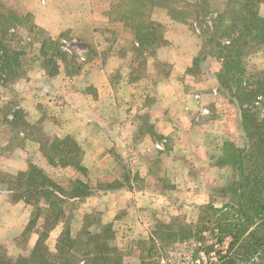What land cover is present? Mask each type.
Wrapping results in <instances>:
<instances>
[{"label":"rangeland","instance_id":"obj_1","mask_svg":"<svg viewBox=\"0 0 264 264\" xmlns=\"http://www.w3.org/2000/svg\"><path fill=\"white\" fill-rule=\"evenodd\" d=\"M126 1L0 0V92L6 97L0 102V120L11 124H8L11 128L10 134L12 133L11 145H19L22 148L25 139H32L40 143V153L31 155L32 159L25 160L26 170L30 165L37 166L67 192L70 191L75 180H81L87 184L90 190L95 189L93 192L95 194L98 189L118 185L120 181H115L118 180V177H121L123 182L132 181L137 187H141L146 182V185L157 183L162 188H166L165 190L169 195L166 196L167 199L161 205L162 207L150 209L144 213L146 214L147 225L143 232L140 226L135 228V230L137 229L136 232L128 233L121 231L117 227L118 225H114V228L113 224L100 226L97 204L94 205L89 214L82 217V200L84 197L76 200L67 199L66 203L63 204L65 225H69L70 235L74 240L82 241L88 233L91 239L86 242L85 246L90 253L97 254L98 251H103V254L106 253L102 248L100 239L96 237L101 232L103 237L107 238L106 242L109 248L118 249L121 252V260L124 264H140L142 259L156 262L155 256L157 255L164 258L162 264H171L172 262L175 264H194L193 254L195 252L188 246L194 239L173 241L168 238L167 233L176 232L187 224L205 222L210 210L206 204L194 207V200L197 199L193 198L192 192L189 190L173 191L174 188L171 189V179L164 175L168 165H172L174 161L171 158V142L169 137L163 140L154 129V119L158 117L156 105L160 106L165 101L168 106L177 108L182 103L188 106H192L193 103L189 109L192 110L189 112L192 115L187 117L198 125L196 129L200 134L202 133L200 130H203L201 137L207 147L208 162L220 167L223 166L220 173V181L221 184L224 183L223 186L228 180L236 177L238 173L233 164V151L230 147L240 148L244 144V139L238 134L239 109L230 92L226 87H220L216 80L220 61L215 51L216 46L206 34L202 36V31H200L201 34L199 33V29L203 28L204 25L192 23L190 19L170 18L164 10L160 9L151 11L152 15L148 12L150 17L160 22L161 35L166 39L163 47L174 49L173 52L179 55L182 52L181 49L179 50L181 45L187 44L192 47L191 55L196 56L197 66L192 67L191 65L187 73L180 72L176 75L175 71L172 70L173 65L171 63L158 58L157 50L162 46L156 49L145 44L136 46L134 29L126 26L124 19L121 18L120 10L125 8ZM227 3L228 0L202 2L199 5V11L203 16L213 17L215 13H222ZM259 13L264 17V4L259 6ZM38 20L52 28H61L62 26V30L57 35L50 36L38 27L36 24ZM44 42H46L45 57L42 53V43L44 44ZM55 42H58V46L57 44L54 45ZM59 51L67 54L66 60L59 57ZM51 54L56 56L51 57ZM166 55L170 56L174 53ZM244 62L248 63L247 70L258 75L264 64V52L252 54L251 57H246ZM100 65L104 75H106L105 83L110 92L106 105L108 109L96 115L91 114L93 112L90 113V110L86 113L92 118H102L103 122L112 125L116 121H120L122 116H127V118L135 120L138 126L135 133L138 144L142 142L144 137L150 136L154 141L163 144L165 149L159 153L155 147L149 146L150 149L148 150L147 147L143 146L139 147L137 151L124 153L120 150L123 149L122 146L114 144L108 150L110 157L102 160L88 159L92 168L85 167L86 172L82 173L72 167L52 166L44 154L48 150L49 139L58 137L56 134V117L46 109L41 110V117L38 120L27 121V117L31 116L18 107L19 92L16 90L20 87L15 85L19 84V78L28 76L30 69L42 67L50 81L47 79L42 81L41 79L38 82L39 85L30 84L32 89L40 87L42 90L45 88L46 96L50 101L57 105H63L64 99L62 95L57 93L58 88L66 87L67 91H72L81 86L84 88L82 92L88 94L87 97L91 102H94L98 97L97 88L92 81H86L85 76L91 73L98 80ZM47 71L52 75L49 76ZM253 71L255 72L253 73ZM96 72L95 77L93 73ZM171 80L177 81L179 86L173 87ZM126 81L135 84L134 92L130 91L129 88H123L122 85ZM160 81L166 85L170 98L157 99L154 95L157 92L155 86ZM175 95L176 97H174ZM73 103L81 105V107L84 105L90 107L89 103L86 104V98L80 95L73 97ZM194 104L196 108L198 107L197 109H193ZM40 106L41 109H45L44 105ZM257 106L258 112L262 116L264 107L261 104ZM131 107L132 112H130ZM92 108L96 110L97 105L92 103ZM204 109L207 112H203ZM62 112L66 114L71 124L72 122L77 123L78 118L82 119L81 116H72L70 111ZM126 112L128 115H125ZM215 119H227L223 121V127H218V129L222 128L226 131L224 134H216L214 131L207 133V130L212 129V122ZM65 128H62L60 133L65 131ZM20 132H23L24 136L20 135ZM65 136H71L83 149L82 143L70 134L59 138ZM240 143L241 146H238ZM189 149L192 156L189 159L179 160V164L182 167L184 164H186L185 166L188 165V169L190 167L191 172L188 178H196V167L191 168V166H194L193 164L198 160L197 152L195 147ZM169 161L171 162L169 163ZM97 162L101 165H95ZM43 167L46 169L44 170ZM17 173L0 171V180L5 179L7 174ZM0 184L4 191L9 192V199L18 200L12 196L16 191L10 192L8 190L10 184L1 183V181ZM223 186L216 185L210 188L208 204H218L217 206H219L221 202L224 201L225 203L228 200L222 191ZM191 191L196 195L194 190L191 189ZM192 200L193 203H190ZM25 204L23 208L26 210H21V212L25 211L29 221L33 206ZM36 225L37 228H35ZM63 225L64 223H59L54 227L52 221L49 222L48 218H45V221L40 225L36 222L30 233L22 235L21 232L11 237L1 238L0 254L10 259L16 258L19 254H26L28 253L26 251L28 240L34 229H36L35 232L42 230L41 232H46L50 236V230L53 228L58 230L59 236ZM107 225L111 226L109 232L102 230ZM158 237L159 240L161 238V242L155 243L154 239H158ZM206 238L210 239V236L206 235ZM186 242L188 243L185 244Z\"/></svg>","mask_w":264,"mask_h":264},{"label":"trees","instance_id":"obj_2","mask_svg":"<svg viewBox=\"0 0 264 264\" xmlns=\"http://www.w3.org/2000/svg\"><path fill=\"white\" fill-rule=\"evenodd\" d=\"M206 1L210 0H127L125 8L120 10L126 26L135 31L138 47L145 44L156 49L166 42L161 35L160 22L148 14L152 15L155 9L164 10L173 19H190L192 23L204 25L199 33L202 31V36L206 34L216 46L220 61L216 75L218 84L226 87L239 109V130L244 145L230 147L238 173L222 188L228 200L219 207L207 204L210 214L205 222L187 224L176 232H168L167 236L173 241L194 239L188 246L194 250L193 259L199 260L198 264H212V253L218 256L220 264H264V112L260 116L257 106L261 104L264 107V101H261L264 100V64L256 75L247 70L248 63L244 62L246 57L264 52V17L259 13V6L264 4V0H228L225 10L213 17L203 16L199 11V5ZM45 44L42 43L44 57ZM58 53L66 60V53ZM195 58L192 67L197 66ZM47 149L44 157L50 165L86 172L82 164L84 151L71 136L49 139ZM6 178L0 181L10 184V192L16 191L12 196L33 206L22 235L32 231L44 204L55 214L52 220L54 227L59 223L64 225L55 252H48L44 247L48 234L41 232L29 253L19 254L14 259L0 254V264H124L121 252L109 248L103 233L96 237L106 253L98 251L92 254L85 246L91 239L88 233L84 240H74L69 225H65L63 204L67 199L90 195L91 190L86 183L75 180L67 192L35 165L17 174H7ZM110 228L107 225L102 230L109 232ZM206 235L214 241L207 239ZM154 240L155 243L161 242L159 237ZM226 241V249L215 248L216 244L222 246ZM201 252L207 256L206 260L199 256ZM156 258V262L142 259L140 264H162L164 258L158 255Z\"/></svg>","mask_w":264,"mask_h":264},{"label":"crops","instance_id":"obj_3","mask_svg":"<svg viewBox=\"0 0 264 264\" xmlns=\"http://www.w3.org/2000/svg\"><path fill=\"white\" fill-rule=\"evenodd\" d=\"M19 13H21V11H19ZM36 24L50 36L57 35L62 30V26L61 28H52L48 24H44L39 20L36 21ZM180 49L182 52L179 55L173 52L174 49H168V47L162 46L157 50L158 58L164 59L171 63L173 65L172 70L175 71L176 75L180 72L187 73V70L192 65L195 57L193 54L191 55L192 47H189L187 44H184V46L181 45L179 50ZM171 53H174V55H166ZM101 68L102 67L100 65V73L98 70L97 77L98 80H96L91 75V73H88L85 76L86 81H92L94 86L97 88L98 97L96 101L94 100V102H91L87 97L88 94H84L82 92L84 88H81V86H79L80 88L78 87L72 91H67L66 87H60L58 88L57 93L62 95L64 100L63 105H57L50 101L48 96H46L47 92L45 88L41 90L40 87L36 89H32V87H30V84H38L41 79L42 81H44V79L50 81L42 67H33V69L29 70L28 76L25 78H19V84L15 85L20 87L18 90H16L19 92L18 107L23 109L25 113H28L31 116L27 117V121H31L33 119L38 120L41 117V110L48 109L52 115H55V119L57 121V136L61 137L63 135L70 134L73 137H76L78 141L82 143L84 151L83 165L88 169L92 168L91 164H89L90 160L88 159L102 160L103 158L110 157L111 155L108 153V150L114 146V144L122 146L123 149L120 150L124 153L128 151H137L139 147L143 146L147 147L148 150L150 147H155L159 150V153H162L165 149V146L158 141H154L150 136L144 137L142 142L139 144L137 143L138 141L136 140L135 133L138 126L135 120L127 118V116H122L120 121L118 120L112 125L111 123L103 122L102 118H92L91 115L86 113V111L90 110V113L93 112L91 114L96 115L97 113L99 114L100 112H105V110L108 109L106 105L108 97L110 96V92L107 89V85L105 83L106 75H104ZM93 74L96 77L97 72ZM171 83L174 85L173 87L179 86L175 80H171ZM122 86L123 88H129L132 92L135 91L133 89L135 84L132 82L126 81ZM155 88L157 92L154 93V95H156L157 99L160 98L165 100L167 97L170 98L168 95L169 91L167 90L164 82H158ZM77 95L86 98V104L89 103L90 107L85 105L84 107H81V105L73 103V97ZM174 97H176V95ZM5 99V95L0 92V102ZM92 103L93 105H97L96 110L94 108L91 109ZM40 105H44L45 109H41ZM192 106L182 103L178 105L177 108H174L168 106L165 101L162 102L160 106L156 105L158 117L154 119V129L163 140L169 137L168 139L171 142L170 151L172 152V155H170L174 161L172 162V165H168V169L164 171V175L171 179V189L174 188L173 191L182 189L184 191L189 190L192 192L193 198H196L197 200H194V203L192 200L190 203H193L195 207L205 204L207 205L209 203V200L207 199H209L210 188H213L216 185L223 186L224 183L221 184L222 182L220 181V173L223 170V166L220 167L208 162L206 150L207 147L204 145L205 141L201 137L203 130H200V132H202L200 134L196 129L198 125H196L191 119L189 120L187 117L191 114L189 112H192V110H189ZM110 108L112 109V107ZM197 108L194 104L193 109ZM62 111H70L72 116H81L82 119L78 118L77 123L72 122L71 124L70 121H68L66 114H64ZM202 111L207 112L206 109ZM130 112H132V107ZM125 115H128L127 112ZM63 117L64 119H62ZM10 118H12V116H10ZM225 120L227 119H215L212 122V129L207 130V133H209L208 131H214L216 134H224L226 131L222 130V128L218 129V127H223V121ZM8 124L11 125L7 121L0 120V171H6L10 173L25 171L27 169L25 160L27 161L28 159H32L31 155L40 153V143L32 139H25L26 141L22 148L19 147V145H11L12 133L10 134L11 128ZM62 128H65V131L60 133ZM19 134L24 136L23 132H20ZM238 134L241 136L240 130ZM238 146H241V143ZM191 147H195L197 152L196 157L198 160L193 164L194 166H191V168L196 167V178H188L191 172L190 167L188 169V165L185 166L186 164H184L182 167L181 164H179V160L189 159L192 156V153L189 149ZM92 151L94 152L92 153ZM170 162L171 161H169V163ZM95 165L101 164L97 162ZM201 165H203V167H201ZM176 168H178V170H176ZM43 169L45 170L46 167H43ZM117 179L118 180L115 181H120V183H118V185L115 187L98 189V192L95 194L93 193L95 189H91L90 195L84 197L82 200V217L85 216V214H89L90 211H92L94 205L97 204L96 209L99 210L98 220L100 221V226L113 224L114 228L116 225H118L117 227L126 233L136 232L137 229L135 230V228L140 226V229H142L143 232L147 225V219L145 216L146 214L144 213L150 211V209L162 207L161 205L164 203L165 199H167L166 196L169 195V193L165 190L166 188H162L157 183L154 185H146L145 182L143 185H141V187H137L132 181L127 183L121 181V177H118ZM190 187L192 190H194L196 195L193 193V191H191ZM8 197L9 192L4 191L0 184V239L21 233L28 222V217L25 214V211L21 212V210H26V208H23L26 205L25 202L21 199L12 200ZM76 199L79 198H72L71 200ZM223 203L224 201L221 202L219 206H221ZM214 205L217 206L218 204ZM54 215V212L48 208L47 204H44L42 213L37 221L38 225L42 224L45 221V218H48L49 222H51L54 218ZM130 227L132 228L130 229ZM35 228H37V225ZM35 231L36 229H34L30 239L28 240L26 248L28 253L33 249L42 230L37 232ZM7 232L14 234H8ZM58 233L59 232L56 229L52 228L50 230V236H48L45 241V247L49 252H53L55 249Z\"/></svg>","mask_w":264,"mask_h":264},{"label":"built area","instance_id":"obj_4","mask_svg":"<svg viewBox=\"0 0 264 264\" xmlns=\"http://www.w3.org/2000/svg\"><path fill=\"white\" fill-rule=\"evenodd\" d=\"M211 239V238H210ZM210 241H214L213 239H211ZM227 247V241L222 245V246H218V244L215 245V248H219V249H226ZM200 257L202 260H206L207 256L205 254H203L202 252L200 253ZM199 260H196L194 264H198ZM211 262L212 264H220V260L218 259V256L216 254H211ZM171 264H175V262H172Z\"/></svg>","mask_w":264,"mask_h":264}]
</instances>
